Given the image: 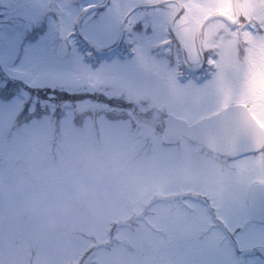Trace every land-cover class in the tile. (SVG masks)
<instances>
[{
  "label": "rangeland",
  "instance_id": "1",
  "mask_svg": "<svg viewBox=\"0 0 264 264\" xmlns=\"http://www.w3.org/2000/svg\"><path fill=\"white\" fill-rule=\"evenodd\" d=\"M75 3L103 0H0V26L44 33L52 16ZM56 95L47 107L0 110V264H227L233 248L219 242V231L198 242L213 223L237 235V250L264 248V225L239 231L250 189L264 184V151L228 159L188 140L164 146L151 126L129 131L117 123L119 100L94 96L76 105V98ZM129 95L161 115L172 106L169 98ZM200 105L192 97L175 117L185 120ZM216 106L209 97L203 114ZM184 193L199 196L188 201L194 212L169 214L166 196ZM193 232L195 249L167 239ZM203 244L215 250L202 257Z\"/></svg>",
  "mask_w": 264,
  "mask_h": 264
},
{
  "label": "snow or ice",
  "instance_id": "2",
  "mask_svg": "<svg viewBox=\"0 0 264 264\" xmlns=\"http://www.w3.org/2000/svg\"><path fill=\"white\" fill-rule=\"evenodd\" d=\"M71 17L78 23L63 27ZM262 24L264 0H103L67 6L44 33L0 26V110L47 107L56 93L76 105L103 96L120 101L117 123L129 131L162 134L198 97L199 111L185 118L189 132L223 141L243 121L264 133ZM43 90L47 98L34 95ZM133 91L172 106L161 115ZM209 97L217 106L204 115Z\"/></svg>",
  "mask_w": 264,
  "mask_h": 264
},
{
  "label": "water",
  "instance_id": "3",
  "mask_svg": "<svg viewBox=\"0 0 264 264\" xmlns=\"http://www.w3.org/2000/svg\"><path fill=\"white\" fill-rule=\"evenodd\" d=\"M203 127L204 125H198ZM264 133L248 126L243 121L238 123L231 137L221 141L211 135H197L189 132L185 121L176 118L163 130L161 143L164 145H176L181 139L195 142L207 150L226 157L238 158L247 154L258 152L257 148H264ZM247 205L249 210V222H264V185H254L248 194ZM264 258V250H258Z\"/></svg>",
  "mask_w": 264,
  "mask_h": 264
},
{
  "label": "flooded vegetation",
  "instance_id": "4",
  "mask_svg": "<svg viewBox=\"0 0 264 264\" xmlns=\"http://www.w3.org/2000/svg\"><path fill=\"white\" fill-rule=\"evenodd\" d=\"M199 196H195L194 194H187L184 193L183 195H170V196H166V199L168 200V204L170 205V203L172 204V206L170 205V210H169V214H175L177 211H184L187 216L192 214L194 211L192 210V208L190 207V205L188 204L190 201V198L195 200L198 199ZM189 201V202H188ZM194 203H197V201H192ZM191 202V203H192ZM198 204H204V206L202 208L205 209V212L207 214H205L206 216H208L210 218V220L215 217L214 216V212H211V208H207L205 203H200L198 202ZM177 206V207H176ZM247 210H248V205H247ZM177 214V213H176ZM248 214V218L247 220L243 223L242 227H239V231L240 232H244L245 230H247V228L249 226H252L253 224H256L258 226H263L264 222L262 223H254V222H249V210L247 211ZM191 216V215H190ZM215 222H220V221H216L215 218ZM223 223V221H222ZM220 225H218V223H213L212 225H210V230L206 231V230H200V232L196 235L198 242H202L204 240H206L207 237L211 236L213 231H219L220 232V241H225L228 242V244L233 248V260L230 261L227 264H254L255 262L259 263V264H264V258L258 253V250H264L263 247H256L254 249L252 248H241L240 250H237L235 241H236V234L235 233H231L228 229H226L225 227H223L221 225V223H219ZM224 224V223H223ZM211 231V232H210ZM187 234V233H186ZM186 234H182V235H177L174 233H171L170 235L167 234V239L170 240L171 242L176 241V240H180L182 242H184L183 247L185 250L187 249H195L194 247H191V243L194 242L193 240V236H195L194 232L193 234H189L188 236H186ZM164 236V235H162ZM186 241V242H185ZM219 245V244H218ZM199 252L200 255L202 257H204L205 255H207L206 252H210L212 253V251L215 250V248H209V250L207 251L205 244H203L202 246H199ZM171 251H173V248L171 247ZM198 251V249H197ZM254 263H253V262ZM257 263V264H258Z\"/></svg>",
  "mask_w": 264,
  "mask_h": 264
},
{
  "label": "clouds",
  "instance_id": "5",
  "mask_svg": "<svg viewBox=\"0 0 264 264\" xmlns=\"http://www.w3.org/2000/svg\"><path fill=\"white\" fill-rule=\"evenodd\" d=\"M259 23V21H257ZM262 27H264V24L261 25Z\"/></svg>",
  "mask_w": 264,
  "mask_h": 264
},
{
  "label": "trees",
  "instance_id": "6",
  "mask_svg": "<svg viewBox=\"0 0 264 264\" xmlns=\"http://www.w3.org/2000/svg\"><path fill=\"white\" fill-rule=\"evenodd\" d=\"M73 102V101H72Z\"/></svg>",
  "mask_w": 264,
  "mask_h": 264
}]
</instances>
